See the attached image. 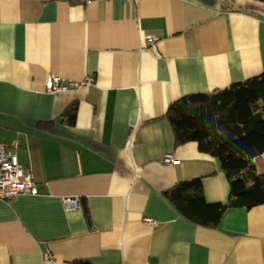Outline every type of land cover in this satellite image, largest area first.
<instances>
[{
    "label": "crops",
    "instance_id": "1",
    "mask_svg": "<svg viewBox=\"0 0 264 264\" xmlns=\"http://www.w3.org/2000/svg\"><path fill=\"white\" fill-rule=\"evenodd\" d=\"M263 71L257 0H0V143L38 190L0 200V264H264V203L209 228L162 196L200 177L208 202L228 201L219 162L175 146L165 111ZM49 75L93 80L50 93ZM254 162L264 171V151Z\"/></svg>",
    "mask_w": 264,
    "mask_h": 264
},
{
    "label": "trees",
    "instance_id": "2",
    "mask_svg": "<svg viewBox=\"0 0 264 264\" xmlns=\"http://www.w3.org/2000/svg\"><path fill=\"white\" fill-rule=\"evenodd\" d=\"M257 1L264 4V0ZM75 113V105H68L63 120L71 123ZM165 116L175 146L196 143L200 152L219 162L229 183L227 202H208L200 177L178 181L163 190L164 199L184 219L213 228L230 207L264 203V171H258L254 162L264 151V71L225 88L183 95L168 104ZM70 264L92 263L74 259Z\"/></svg>",
    "mask_w": 264,
    "mask_h": 264
},
{
    "label": "built area",
    "instance_id": "3",
    "mask_svg": "<svg viewBox=\"0 0 264 264\" xmlns=\"http://www.w3.org/2000/svg\"><path fill=\"white\" fill-rule=\"evenodd\" d=\"M71 3H89L95 0H68ZM155 38L150 37L146 41V45L151 44ZM92 77H86L84 80H71L65 79L59 75H49L45 81V89L50 93L62 92L68 89L78 88L84 84L92 82ZM14 145H7L0 143V200H9L18 194H32L38 193L36 183L32 170L25 168L19 161L15 152ZM162 161L164 163L173 164L176 163V158L167 153ZM62 202L65 210L72 211L80 206V201L77 196H65L62 197ZM146 222H150V218L145 219ZM44 256L46 259L52 257L48 249L45 250Z\"/></svg>",
    "mask_w": 264,
    "mask_h": 264
}]
</instances>
